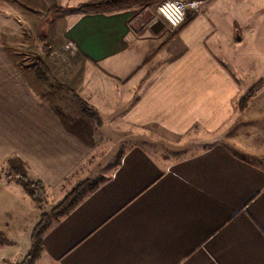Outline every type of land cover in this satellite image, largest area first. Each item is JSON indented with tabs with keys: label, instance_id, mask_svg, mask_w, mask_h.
<instances>
[{
	"label": "crops",
	"instance_id": "obj_1",
	"mask_svg": "<svg viewBox=\"0 0 264 264\" xmlns=\"http://www.w3.org/2000/svg\"><path fill=\"white\" fill-rule=\"evenodd\" d=\"M86 1L0 0V264L27 255L45 209L7 176L8 159L57 203L119 126L134 138L52 221L34 264H264V0H205L176 30L134 7L82 12ZM36 14L75 48L102 124L61 114L60 96L21 65L13 46Z\"/></svg>",
	"mask_w": 264,
	"mask_h": 264
},
{
	"label": "rangeland",
	"instance_id": "obj_2",
	"mask_svg": "<svg viewBox=\"0 0 264 264\" xmlns=\"http://www.w3.org/2000/svg\"><path fill=\"white\" fill-rule=\"evenodd\" d=\"M68 1L75 2L78 0H68ZM70 2H67L69 6H70ZM134 8H137L135 11L136 15L139 17L141 16V18L143 19L150 18V17H153L152 18L153 20L160 19V16L157 13V4L151 5L149 7L134 6ZM77 10L78 9L76 10L73 9L74 12ZM59 11L60 10L57 9L56 12L59 14ZM41 20H43L41 14H36L33 23L29 21L28 23H26V25L22 26L24 35L22 36L21 41L24 42L25 45H20L21 43L17 42L19 44L13 46L14 53L17 55V58L21 59L20 62L22 66L26 68L31 67L33 76H36L37 79L40 81L37 84H43L45 86V90L51 93L52 95L57 94L56 96L57 98H59L60 96L61 106L59 107V109H60L61 114L65 113L63 111V107H66L68 108L70 115L74 116L77 112H79V114H81L83 118H89L86 115H84L83 105L77 101L76 96H79L81 99L86 101L89 104V106L97 109L95 106H93V104L90 103V101L85 95L87 94V96L88 95L92 96L93 99H98V97L94 98L96 94L98 95V92L92 91L91 93H87V89L85 90L84 82H87V79H85V76L82 75V72H81L82 66H78L76 63L74 64L72 61L73 54H74L73 52H76L73 45L69 41H67L65 38L63 39V41L58 42L56 39L52 38V33H50L49 36L47 37L46 34H48L49 32L48 33L46 32V26H44V24H42V26L39 25V22ZM53 29L55 28L53 27L51 28L52 32H53ZM166 30L172 33V31L168 27H166ZM38 58H41V60H43L49 68V75H48L49 78L46 81L40 80L35 72L34 68L36 67L35 65L37 64L36 62ZM77 72H79L78 74H81V75H78ZM73 78H75V81L79 78V84L75 83V85L71 86V84L69 85L66 82L68 81V79H73ZM99 83L100 82H98L97 84ZM262 83H263V80L260 84ZM66 93L72 96L73 100L71 103H68L67 101H65L64 96L66 95ZM101 120H103L102 117H101ZM91 123L93 125L98 124L96 120L91 121ZM127 125L130 126V124H127ZM231 133H232V130H230L228 134H231ZM233 133H235V130H233ZM108 134L110 137L109 138L110 140H108L109 142L108 145L113 146V148L111 149L110 147H108V151L106 149L105 151H102L99 148L91 157L87 158V160L77 169L75 176L66 180V183H65L66 187L64 190H65V193L66 192L67 193L62 197V199L68 193H70L74 189V187H76L81 181L85 180L86 178H90L95 182L96 181L98 182L99 180H101L102 171H100V166L102 165L104 169L106 170L108 165L114 163L118 159L119 154L117 152H119L123 147L128 145L131 142L130 139L132 140L134 138L133 137L134 134L132 133L131 128L127 126L123 128H120V126L116 127L114 130H111L110 132H108ZM123 134L128 139H122L123 140L122 142V140L119 139V136ZM145 138L147 140L152 139L149 136L147 137L145 136ZM110 141H112L113 144H111ZM104 146L105 144L103 145V148ZM26 171L28 172L27 165H26ZM59 202L57 203L52 202L49 198H47V191H46L45 197L41 201V204L42 206L45 207L44 212L51 213V210L54 207H56L59 204ZM2 239H3V236L0 237V240Z\"/></svg>",
	"mask_w": 264,
	"mask_h": 264
},
{
	"label": "trees",
	"instance_id": "obj_3",
	"mask_svg": "<svg viewBox=\"0 0 264 264\" xmlns=\"http://www.w3.org/2000/svg\"><path fill=\"white\" fill-rule=\"evenodd\" d=\"M162 0H88L84 3H80L77 8L82 12L86 13H99V12H112L118 11L126 8H131L134 6H144L149 7L151 5L157 4ZM37 64L35 72L38 78L42 81L48 80L49 68L47 64L41 60L37 59ZM262 82V80L256 82L247 93L241 98L239 108L243 110L247 101L251 95L255 92V89ZM79 103L83 105V113L90 119L96 120L98 124L102 123L99 111L76 96ZM8 172L7 176L9 178L16 179L22 184L25 191L36 201L41 202L45 197L46 187L41 180H32L26 171V162L19 157H11L7 161ZM98 182L93 181L90 178H86L81 181L74 189L68 193L59 204L51 210V213L43 212L40 216L39 222L34 226L31 234V247L27 255L18 264H34L35 260L39 257L43 249V235L47 228L50 226L53 220L60 218V216L69 212L74 208L85 195L96 189ZM4 234L0 231V237Z\"/></svg>",
	"mask_w": 264,
	"mask_h": 264
},
{
	"label": "built area",
	"instance_id": "obj_4",
	"mask_svg": "<svg viewBox=\"0 0 264 264\" xmlns=\"http://www.w3.org/2000/svg\"><path fill=\"white\" fill-rule=\"evenodd\" d=\"M205 0H162L158 3L157 13L171 27L178 29L190 14L197 13Z\"/></svg>",
	"mask_w": 264,
	"mask_h": 264
},
{
	"label": "bare ground",
	"instance_id": "obj_5",
	"mask_svg": "<svg viewBox=\"0 0 264 264\" xmlns=\"http://www.w3.org/2000/svg\"><path fill=\"white\" fill-rule=\"evenodd\" d=\"M170 26V25H169Z\"/></svg>",
	"mask_w": 264,
	"mask_h": 264
}]
</instances>
